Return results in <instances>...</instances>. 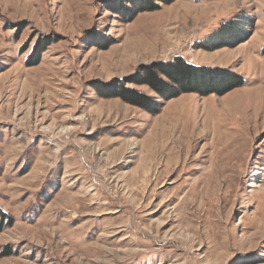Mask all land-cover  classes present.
<instances>
[{"label":"rangeland","instance_id":"obj_1","mask_svg":"<svg viewBox=\"0 0 264 264\" xmlns=\"http://www.w3.org/2000/svg\"><path fill=\"white\" fill-rule=\"evenodd\" d=\"M134 2L0 0V264H264V0ZM178 58L239 78L137 84Z\"/></svg>","mask_w":264,"mask_h":264},{"label":"trees","instance_id":"obj_2","mask_svg":"<svg viewBox=\"0 0 264 264\" xmlns=\"http://www.w3.org/2000/svg\"><path fill=\"white\" fill-rule=\"evenodd\" d=\"M129 5L131 8H124L121 12H119V15H122L124 18V22H129L134 19L137 13L145 11L146 9L143 8V6H136L134 0H128ZM165 3V2H164ZM129 6V7H130ZM156 7V6H155ZM136 8V9H135ZM156 7L155 9H157ZM130 9H132L130 11ZM132 15V17H131ZM130 16V17H129ZM129 17V18H127ZM229 25H226L225 27L221 28L218 32H216L214 35H211L207 41L200 44L199 48L207 50V51H214L216 48H222V47H234L237 44L243 43L247 40L248 36L245 30V24L238 18L236 21H231ZM234 23V24H233ZM237 29L240 28L244 31L245 34H242L240 37L228 38L225 39L230 32L229 29ZM232 33V32H231ZM230 33V34H231ZM47 46V45H46ZM46 46H44L43 49L38 51L39 53H43L46 49ZM217 73V74H216ZM213 74L218 75V78L221 80H227V78H230L231 76L234 78H239L238 75L233 73L232 71L228 70H222L219 68L216 69H210L206 67H195L194 65L188 64L182 59H176L173 63L165 64V63H154L152 66L145 67V80L140 81L137 84L141 85H148L151 88L157 90L159 93H161V97L165 100H170V98L174 97L176 94L170 95V97H166L162 94L160 91V88L167 89L169 87L171 88H181V91L183 93L185 92H193V93H199V94H206L207 89L204 88L207 87V84H212L211 80L213 79ZM161 76H165L169 81L171 86L168 82L163 80ZM209 85V86H210ZM241 85L237 83L236 85H233L231 88H220L218 91H209V93L219 95H225L226 93L232 91V89L240 87ZM123 91L121 93H118L117 96L120 97L122 100L133 104L135 106H140L142 108H146L148 104L146 102H150L151 99L147 97L146 95L142 94L141 92H138L136 90H127L123 88ZM156 113V112H154ZM5 215L3 212L0 211V229L2 228L4 222H5ZM7 222H10L7 218Z\"/></svg>","mask_w":264,"mask_h":264}]
</instances>
